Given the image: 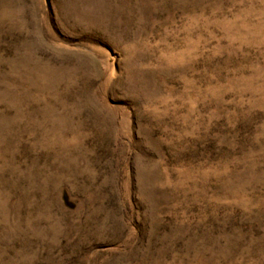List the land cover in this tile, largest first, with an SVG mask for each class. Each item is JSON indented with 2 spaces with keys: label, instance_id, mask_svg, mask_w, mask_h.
<instances>
[{
  "label": "rangeland",
  "instance_id": "obj_1",
  "mask_svg": "<svg viewBox=\"0 0 264 264\" xmlns=\"http://www.w3.org/2000/svg\"><path fill=\"white\" fill-rule=\"evenodd\" d=\"M0 264H264V0H0Z\"/></svg>",
  "mask_w": 264,
  "mask_h": 264
}]
</instances>
